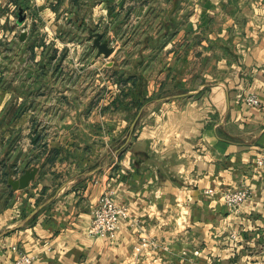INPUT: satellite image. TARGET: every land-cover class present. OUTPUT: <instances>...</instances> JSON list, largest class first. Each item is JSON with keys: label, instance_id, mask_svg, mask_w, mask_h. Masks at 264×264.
Listing matches in <instances>:
<instances>
[{"label": "crops", "instance_id": "1", "mask_svg": "<svg viewBox=\"0 0 264 264\" xmlns=\"http://www.w3.org/2000/svg\"><path fill=\"white\" fill-rule=\"evenodd\" d=\"M32 169L0 214V264L15 248L33 264H264V0H0V175ZM106 190L128 218L95 239Z\"/></svg>", "mask_w": 264, "mask_h": 264}, {"label": "built area", "instance_id": "2", "mask_svg": "<svg viewBox=\"0 0 264 264\" xmlns=\"http://www.w3.org/2000/svg\"><path fill=\"white\" fill-rule=\"evenodd\" d=\"M244 101L252 107L261 106L260 100L256 96H246ZM224 201L231 210L238 211L251 197V191L243 188L237 191H231L224 194ZM128 218V209L125 206L118 205L114 201V194L106 190L98 203L93 209V219L89 226L88 234L95 239H113L117 236L121 228V220ZM145 241L138 247H146ZM18 252L16 264H33L34 258L25 253Z\"/></svg>", "mask_w": 264, "mask_h": 264}, {"label": "rangeland", "instance_id": "3", "mask_svg": "<svg viewBox=\"0 0 264 264\" xmlns=\"http://www.w3.org/2000/svg\"><path fill=\"white\" fill-rule=\"evenodd\" d=\"M70 32V31H69ZM39 34L41 35L42 34V31L40 30V28H39ZM71 34L72 35H75L76 33H75V31L74 30H72V32H71ZM70 48L72 49V50H76V44H72L71 45V47H69V50H70ZM52 50H53V52L51 53V55H53V53H55V51H54V49L52 48ZM58 50V49H57ZM62 61H63V59H62ZM49 64H50V66H52V68L53 69H55V71L60 67V61L58 60V59H55V58H53L52 60H51V62H49V61H47V65L49 66ZM42 64H40V66H41ZM75 66H76V60L74 59V58H72V56H69V59H68V63H67V69H68V80L69 81H72V82H74L75 81V78H76V76L74 75V73L71 75L70 73L72 72L71 71V69H73V68H75ZM64 67H65V65H64ZM101 96H100V98L102 99H104L106 96H103L104 94L102 93V91H101ZM87 127H86V130H93L92 128H91V125L90 124H85ZM106 126V124L104 125L103 124V127H105ZM111 126L112 127H110V129L111 130H119L118 128H119V126H118V124H111ZM41 127H43V124H37V131H43L44 129L43 128H41ZM46 130H51L52 131V133L54 132V131H56L57 129H58V127H59V124H54V123H51V125L50 124H47L46 126ZM73 127V124L72 125H69L68 124V130L70 131V129ZM103 127L101 126V124H100V127H98V129L96 128L95 130L96 131H98V132H100V135H101V137H103V133H104V131H106V129L104 130L103 129ZM86 135L87 134H85L84 136H83V138H84V140L83 139H81V141H84L85 142V144H87L88 145V142H90L91 141V138L90 137H86ZM94 143V142H93ZM7 174H9L10 176L12 175V172H11V174L9 173V172H6ZM17 173H19V171L18 172H16V174ZM8 177L7 178V182H8V179H10L11 177ZM13 177V176H12ZM5 182V180H4V177L3 178H0V214H2V212H3V210L5 209V208H7L9 205H11V202H12V199H13V194L12 193H10V191L7 189V184L6 183H4ZM126 207V206H125ZM127 208V207H126ZM128 209V208H127Z\"/></svg>", "mask_w": 264, "mask_h": 264}, {"label": "water", "instance_id": "4", "mask_svg": "<svg viewBox=\"0 0 264 264\" xmlns=\"http://www.w3.org/2000/svg\"><path fill=\"white\" fill-rule=\"evenodd\" d=\"M26 22V16L20 14L18 24L20 26H23ZM28 36L27 30H23L20 36L21 41H25ZM94 42L93 46L98 51V57L104 56L106 59H108L112 53L113 49L110 48L109 43L102 42L103 36L101 34L94 35ZM137 124V120L133 122L131 126V130L133 131L135 129V126ZM37 176V170H27L19 179L17 180H9V185L12 187L14 191L18 190H25L30 187L31 183L36 179Z\"/></svg>", "mask_w": 264, "mask_h": 264}, {"label": "trees", "instance_id": "5", "mask_svg": "<svg viewBox=\"0 0 264 264\" xmlns=\"http://www.w3.org/2000/svg\"><path fill=\"white\" fill-rule=\"evenodd\" d=\"M34 50H35V49H32L31 51H34ZM3 177H4V180H5L4 183L7 184V189L10 191V193L13 194V192H12V187H11L10 185H8L9 183L6 181V180H7V174L3 173L2 175H0V178H3Z\"/></svg>", "mask_w": 264, "mask_h": 264}]
</instances>
